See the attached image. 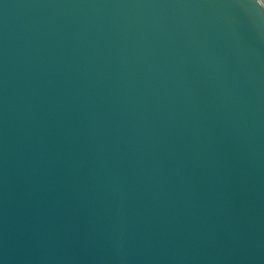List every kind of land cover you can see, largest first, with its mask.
I'll return each instance as SVG.
<instances>
[{"label": "water", "instance_id": "obj_1", "mask_svg": "<svg viewBox=\"0 0 264 264\" xmlns=\"http://www.w3.org/2000/svg\"><path fill=\"white\" fill-rule=\"evenodd\" d=\"M0 264H264V0H0Z\"/></svg>", "mask_w": 264, "mask_h": 264}]
</instances>
